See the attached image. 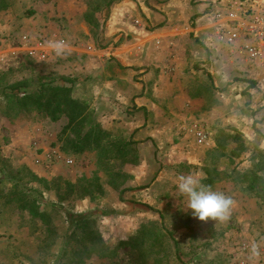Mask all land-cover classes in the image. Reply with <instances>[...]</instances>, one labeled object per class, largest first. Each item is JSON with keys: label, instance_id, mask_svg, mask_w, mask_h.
<instances>
[{"label": "rangeland", "instance_id": "1", "mask_svg": "<svg viewBox=\"0 0 264 264\" xmlns=\"http://www.w3.org/2000/svg\"><path fill=\"white\" fill-rule=\"evenodd\" d=\"M254 1L0 0V264L264 262V71L213 34L214 12ZM60 39L64 57L47 46ZM42 83L87 104L83 133L100 124L103 149L66 155V118L2 113L6 93ZM57 150L73 164L53 163ZM180 175L230 196V219L193 217ZM81 217L103 244L82 239Z\"/></svg>", "mask_w": 264, "mask_h": 264}, {"label": "trees", "instance_id": "2", "mask_svg": "<svg viewBox=\"0 0 264 264\" xmlns=\"http://www.w3.org/2000/svg\"><path fill=\"white\" fill-rule=\"evenodd\" d=\"M3 100L6 102V109L2 113L11 118V120L29 118L33 114L49 119L52 122L66 118L68 124L63 130L65 139L62 147H60V151H63L62 153L66 155L71 151L75 154H83L86 151L100 150L105 147L104 142L109 137V133L100 124L90 126L83 133L85 127L91 124L90 115L87 113V104L75 98L73 90L68 86L42 83L36 91L29 93H21L12 89L11 92L5 94ZM68 131L74 135L73 138L67 134ZM119 151H121V148H119ZM262 170L264 169L260 168V171ZM31 176L34 180L48 183L37 175L31 173ZM254 180L261 182L264 192V178L255 175ZM14 198L11 197L8 202H12L15 200ZM18 202L21 204L20 208L29 211L33 217L40 218L44 222L47 221L45 216L38 212L34 201L19 199ZM74 224L75 228L80 230L82 239L86 240L90 246L103 244L99 232L96 229H92L90 223L84 218L77 219Z\"/></svg>", "mask_w": 264, "mask_h": 264}, {"label": "built area", "instance_id": "3", "mask_svg": "<svg viewBox=\"0 0 264 264\" xmlns=\"http://www.w3.org/2000/svg\"><path fill=\"white\" fill-rule=\"evenodd\" d=\"M232 5L234 0H223ZM214 34L219 42L236 49L240 56L257 71H264V0H255L251 9L244 14L229 9L214 12ZM264 80V77H263ZM198 145L208 143L209 132L203 126L195 125L191 130ZM50 158L53 163L73 164L59 150ZM51 157V156H50ZM264 264V262L262 263Z\"/></svg>", "mask_w": 264, "mask_h": 264}, {"label": "clouds", "instance_id": "4", "mask_svg": "<svg viewBox=\"0 0 264 264\" xmlns=\"http://www.w3.org/2000/svg\"><path fill=\"white\" fill-rule=\"evenodd\" d=\"M47 46L56 57L70 54V46L63 39L49 40ZM177 190L180 195L186 197L187 202H182L183 205L200 221L212 220L219 223L230 219L235 201L230 196L213 190L211 185L202 183L193 175H180Z\"/></svg>", "mask_w": 264, "mask_h": 264}, {"label": "crops", "instance_id": "5", "mask_svg": "<svg viewBox=\"0 0 264 264\" xmlns=\"http://www.w3.org/2000/svg\"><path fill=\"white\" fill-rule=\"evenodd\" d=\"M201 10V11H200ZM199 12H203V8H201V9H199ZM207 33H209V32H207ZM211 33V32H210ZM214 34V33H213Z\"/></svg>", "mask_w": 264, "mask_h": 264}]
</instances>
